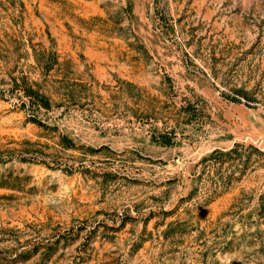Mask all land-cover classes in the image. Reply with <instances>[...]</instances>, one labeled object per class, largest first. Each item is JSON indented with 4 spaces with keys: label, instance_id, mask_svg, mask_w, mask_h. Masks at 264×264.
Instances as JSON below:
<instances>
[{
    "label": "rangeland",
    "instance_id": "obj_1",
    "mask_svg": "<svg viewBox=\"0 0 264 264\" xmlns=\"http://www.w3.org/2000/svg\"><path fill=\"white\" fill-rule=\"evenodd\" d=\"M0 264H264V0H0Z\"/></svg>",
    "mask_w": 264,
    "mask_h": 264
}]
</instances>
